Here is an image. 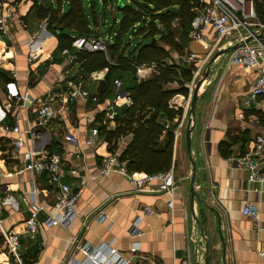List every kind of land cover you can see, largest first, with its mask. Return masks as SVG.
Instances as JSON below:
<instances>
[{"label": "crops", "instance_id": "obj_1", "mask_svg": "<svg viewBox=\"0 0 264 264\" xmlns=\"http://www.w3.org/2000/svg\"><path fill=\"white\" fill-rule=\"evenodd\" d=\"M119 1L102 0L105 16L107 10L114 14L120 12ZM35 2L53 8L44 0H5L0 3V17H4L0 25V106L6 113L0 122V264H77L85 259L84 250L96 253L105 245L112 246L129 264H179L186 258L193 264H264L259 255L264 250V185L249 183L247 171L236 162L237 158L257 151L256 160L264 171V96L250 106L245 104L257 69L246 72L228 67L231 52L218 56L200 87L194 117L191 114L192 98L175 95L170 100V108L182 110L181 116L174 121L164 116L160 120L164 125L160 138L162 146L167 145L168 133H171L166 126L180 127L178 138H173L176 182L173 196L160 192L156 180L140 190L122 174L99 176L102 162L110 153L100 129L114 130L116 126L115 121L109 122L105 118L103 111L114 106L115 80L122 81L119 75L126 73L118 72L109 80L106 79L107 69L93 72L87 78L84 77L86 74L81 75L80 64L76 62L77 52L65 48L73 60L62 54L57 36L50 30L49 19L39 18ZM55 2L60 16L67 13L68 10L63 9V0L60 4ZM92 4L94 26L83 4L91 38L114 44L116 36L110 34L107 40V19L102 29V22L94 11L97 7ZM256 23L259 25L260 21ZM137 27L135 24L134 31ZM251 30L257 36L263 27L252 26ZM67 33L72 38L83 37L72 31ZM243 34L246 40L250 38L246 31ZM129 37L128 50L142 40L134 43L136 37ZM188 39L183 54L172 52L177 65L182 64L181 56L194 54L198 60L208 57L206 68L218 52L240 42L238 35H233L211 51L217 41L212 30L205 33L202 42L192 40L191 32ZM259 42L264 46V34ZM257 43L254 39L249 44ZM260 62L264 68V56ZM145 74L149 78L154 69H146ZM136 77L141 79L138 72ZM201 78L196 80L195 87ZM123 88L122 83L120 90L126 93ZM78 90L89 91L98 102L71 97ZM193 93L194 90L192 97ZM9 95L18 99L9 103ZM44 102H51L56 110V117L47 128H43L36 118V112ZM130 106L126 101L116 105V119ZM14 126L49 132L51 144L44 148L41 157L49 153L61 156L63 182L73 191L85 181L76 208L77 216L70 226L45 225V220L56 213V196L60 190L50 182L48 172L26 169L25 153L34 146L27 138V144L15 151L12 147L15 135L8 131ZM189 130L192 158L197 168L194 188L203 201L195 200L194 203L201 227L190 211L192 164L186 146ZM129 141L130 138L120 141L118 155ZM9 196L14 198L15 208L3 204ZM170 202L172 209L168 205ZM246 205L259 211L258 223L243 215ZM33 206L40 209L39 228L31 238L24 234V228ZM148 208L155 214H146ZM135 226L140 233L132 235L130 230ZM9 233L20 234V260L7 247L5 235Z\"/></svg>", "mask_w": 264, "mask_h": 264}, {"label": "trees", "instance_id": "obj_2", "mask_svg": "<svg viewBox=\"0 0 264 264\" xmlns=\"http://www.w3.org/2000/svg\"><path fill=\"white\" fill-rule=\"evenodd\" d=\"M56 1L60 4L62 0ZM67 1L69 9L61 16L58 10L35 2L39 18L49 19L50 30L57 36L60 50L72 49L76 38H72L68 31L92 37L82 0ZM197 7L195 0H147L137 9L122 6V25L114 44H108V51L77 52L76 62L80 64L81 75L104 69L108 70V80L118 72L133 75L130 83L123 88L132 105L115 120L114 130L106 127L100 129L110 153L119 152L120 141L130 138L119 154L120 161L126 163L130 173L152 176L173 167V136L169 132V142L166 146L161 145L164 125L160 120L163 116L170 121L180 117L182 110L170 108L169 102L175 95H189L187 85L192 81L196 66L177 65L172 52L183 54L181 41L186 40L191 32ZM256 9L260 24L264 26V2H256ZM177 21L182 24L180 41L176 37ZM135 24L138 27L134 31ZM129 36L142 40L128 50L131 44ZM143 65H155L157 70L147 79H138L137 69Z\"/></svg>", "mask_w": 264, "mask_h": 264}, {"label": "built area", "instance_id": "obj_3", "mask_svg": "<svg viewBox=\"0 0 264 264\" xmlns=\"http://www.w3.org/2000/svg\"><path fill=\"white\" fill-rule=\"evenodd\" d=\"M5 0H0L4 2ZM198 3L196 15L191 23V38L196 42H202L205 38V33L208 30H212L216 37V42L211 46V51H215L216 45L219 42L229 39L233 35H238L239 43L246 41L243 31L249 33L250 37L255 39V34L252 32V26L257 25L258 14L256 9V2L254 0H195ZM4 17H0V25L3 24ZM256 40V39H255ZM257 44H245L244 46L238 47L236 50L230 53L228 59V67H237L244 71L257 69V77L254 81L252 91L248 98L245 100L246 106H250L259 97L264 96V68L261 66L260 59L264 56V46L257 40ZM72 49L76 52H107L108 43L101 38H88L78 37L72 43ZM63 55L69 56L70 60L73 57L70 56L69 50H63ZM32 59L35 56H31ZM30 59V58H29ZM208 57L204 59H197L194 54L181 56L179 58L182 64H195L196 69L193 71L192 81L187 85L189 90V99L192 98V92L195 87L196 80L203 76L206 68H204ZM1 65V62H0ZM154 69V73L157 68L155 65H143L138 68L137 72L141 79H147L148 76L145 74V70ZM115 86L117 92L115 95L114 106L105 108L103 114L109 122L116 120V112L114 108L122 101H126L129 105H132V100L127 93L122 92L121 80H115ZM73 98H80L84 101L98 102L96 96H92L87 90H78L71 94ZM18 99L14 95L7 97L8 102H12ZM190 103V101H189ZM175 107L174 105H171ZM175 110H178L175 107ZM6 117V113L0 106V122ZM56 117V110L51 102H44L38 108L36 112V118L43 128L49 127L52 120ZM3 131H7V128H3ZM166 130H170L174 140L178 138L180 134V127L177 126L172 128L170 125L166 126ZM8 131L13 133L15 137L12 140V147L15 151H18L22 146L27 144V138H29L31 144L34 146L25 153V159L27 161L26 169L36 170L38 172L46 171L50 174V182L56 185L60 192L56 196L54 216L49 217L45 220V225L50 227L63 225L70 226L77 216V205L83 192V186L85 181L82 182V186L76 191L63 182L64 174L62 173V158L56 153L44 154L41 157L44 148L50 146L51 136L49 132L44 131H32L23 130L20 126H14ZM91 144V142H88ZM260 148V147H259ZM258 148V149H259ZM258 155L257 151L250 152L245 156L236 159L238 165L247 171L248 182L256 185H264V171L262 170L260 163L256 160ZM122 174L127 176L138 189L146 185L151 181L159 182V191L168 194L170 197L173 196L175 188V173L173 167L166 172H161L156 175H140L137 173H130L125 162L120 161L117 153H109L103 160L100 168L99 176L108 177L112 174ZM4 205H10L15 208V200L12 196L5 198L3 201ZM169 207L173 208V203L170 202ZM39 210L36 206H33L32 214L25 223L24 234L33 238L39 228L38 213ZM146 214H155L151 209L145 210ZM242 213L244 216L250 218L254 223H258L259 211L251 205H246ZM132 235L139 234L138 228L135 226L130 230ZM129 231V232H130ZM6 244L11 253L16 255L17 260H20V234L9 233L5 235ZM259 255L264 259V250L259 252ZM85 259L81 263L77 264H129L127 260L122 258L115 249L110 245H105L100 251L96 253L90 250H84ZM21 263V262H20ZM150 264H163L160 262H152ZM179 264H193V262L186 258Z\"/></svg>", "mask_w": 264, "mask_h": 264}, {"label": "rangeland", "instance_id": "obj_4", "mask_svg": "<svg viewBox=\"0 0 264 264\" xmlns=\"http://www.w3.org/2000/svg\"><path fill=\"white\" fill-rule=\"evenodd\" d=\"M45 3L55 9H58V5L56 4L55 0H44ZM122 1L123 6L126 7H131L133 9H137L139 6L145 5L147 0H120ZM64 4H63V9H66V11L69 9V4L66 0H63ZM82 3L84 4L86 11L88 13L89 19H90V23L92 26H94V20H93V13H92V9H91V4L93 3L94 5H96V9H94V11H96V15L97 17L101 20L102 22V29L104 28V21L105 19H107V23H106V36H107V40H109V35L111 34L112 37L116 36V34L118 33V31L121 28L122 25V20H123V14L122 12H117V13H112L110 10H107L106 12V16H105V5L103 4L102 0H92V3L89 0H82ZM92 4V5H93ZM117 19H120L119 22H116ZM180 26H182L180 21H177L175 23V28L176 31L178 32V35H176L177 39L180 41L181 40V36L180 33H182ZM187 30L189 32V26L187 25ZM189 35L187 36L186 40L181 41L183 46H188L189 44V39H188ZM139 41V38H136L134 43H137ZM84 77H88V75L84 76ZM115 77V76H114ZM119 77L122 79V83L125 86H127L130 81L131 78L133 77L132 74L130 73H126L125 75H119Z\"/></svg>", "mask_w": 264, "mask_h": 264}, {"label": "water", "instance_id": "obj_5", "mask_svg": "<svg viewBox=\"0 0 264 264\" xmlns=\"http://www.w3.org/2000/svg\"><path fill=\"white\" fill-rule=\"evenodd\" d=\"M122 6H123L122 5V1H119L118 9L121 10ZM263 34H264V28H263L261 34H259L257 36L255 35V39L258 40V41H260V39H262V37H263ZM251 40H254V38L253 37H250V38H248L243 43H239V44H237L236 46H234L232 48H229L227 50L218 52L213 57V59H211V61L208 63V65L206 67L205 72L203 73V76H202L201 80L196 84V87L194 89V93H193V97H192V101H191V114H192L193 117L195 116L196 103H197V100H198V95H199L200 87L202 85V82H204L207 79L208 74H209V72L211 70V67H212V64H213L214 60L218 56L228 54L230 52H233L234 50H236L240 46H244L245 44H249ZM190 135H191V130H189L188 133H187V135H186L187 152H188L189 160H190V162L192 164V178H191V189H190V211H191V213H192L195 221L201 227V223L198 220V218L196 216V213H195L194 203H195V200H198L199 202H203V201L200 199L199 195L197 194V192L195 191V188H194V182H195L196 175H197V168H196V163L194 162V160L192 158ZM221 240H222V246H223V253H225V244H224V241L222 239V236H221Z\"/></svg>", "mask_w": 264, "mask_h": 264}]
</instances>
